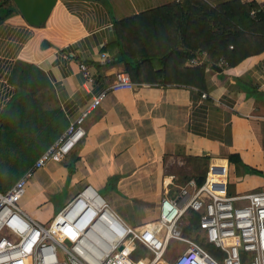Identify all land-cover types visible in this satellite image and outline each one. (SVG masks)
<instances>
[{
  "label": "crops",
  "instance_id": "obj_1",
  "mask_svg": "<svg viewBox=\"0 0 264 264\" xmlns=\"http://www.w3.org/2000/svg\"><path fill=\"white\" fill-rule=\"evenodd\" d=\"M173 1L180 0H55L37 26L28 25L16 10L0 22V126L16 93L8 81L13 62L33 65L48 84L28 101L35 113L27 116L30 130L24 126L23 133L37 147L40 140L51 144L109 85L114 72L125 71L116 61L114 22L133 19L149 58L145 79L131 89L107 92L83 118V137L69 153L51 168L36 169L41 181L30 183L36 185L31 195L38 203L50 202L67 179L75 193L86 184L97 193L106 188L110 209L108 201L136 210L140 218L132 227L142 226L156 217L161 196H172L180 184L193 180V167L183 175L165 172L167 162L185 157L195 163L198 157L225 162L235 179L231 194L264 186V50L232 65L203 59L202 73L189 74V83L181 81L179 69L168 82L158 81L149 11ZM203 1L215 6L230 0ZM241 1L253 2L264 13V0ZM101 53L111 61L101 63ZM79 63L90 79L81 76ZM73 194L66 190L62 201Z\"/></svg>",
  "mask_w": 264,
  "mask_h": 264
},
{
  "label": "built area",
  "instance_id": "obj_2",
  "mask_svg": "<svg viewBox=\"0 0 264 264\" xmlns=\"http://www.w3.org/2000/svg\"><path fill=\"white\" fill-rule=\"evenodd\" d=\"M203 59L204 53L199 52L186 62L199 65ZM99 60L107 63L111 57L101 53ZM219 62L225 65L222 59ZM78 69L90 79L86 65L79 63ZM133 86L125 71L114 72L109 85L91 97L88 107L0 191V264H138L139 258L128 256L135 247L145 252L143 264H264V189L229 193L227 166L221 161L206 163L200 184L190 179L172 196H161L156 217L138 227L124 223L87 184L44 223L20 208L18 201L32 171L60 162L83 137L81 125L88 110L99 105L107 92ZM189 212L197 215L192 238L180 230ZM198 241L210 245L217 256ZM172 244L181 249L166 257Z\"/></svg>",
  "mask_w": 264,
  "mask_h": 264
},
{
  "label": "trees",
  "instance_id": "obj_3",
  "mask_svg": "<svg viewBox=\"0 0 264 264\" xmlns=\"http://www.w3.org/2000/svg\"><path fill=\"white\" fill-rule=\"evenodd\" d=\"M250 11L252 14H249ZM13 12L15 9L10 0L0 1V22ZM149 14L156 59L160 65L154 72L158 74V81L163 83L172 79L178 69L185 77L181 81L189 83L186 77L189 74L200 75L204 62L216 63L222 58L227 65H232L264 50V13L251 1L230 0L211 6L203 0H180L155 7ZM113 28L116 61L122 64L132 82H141L145 79L142 77L145 68L150 65L133 19L114 22ZM199 52L204 53V62L193 68H184V62ZM8 81L15 87L16 93L4 111L5 118L0 126V191L10 186L50 145L40 140L37 147L23 133L27 130L25 127L30 130L27 116L35 113L28 101L48 86L44 74L31 64L14 61ZM22 145L25 149H19ZM206 159H195L197 162L193 171L196 175L193 178L196 185L203 180ZM226 160L231 162V157H226ZM185 180L181 179V183ZM188 215L189 226L181 229L183 235L192 233L196 225L197 215L192 212ZM198 243L217 256L210 245L201 241Z\"/></svg>",
  "mask_w": 264,
  "mask_h": 264
},
{
  "label": "rangeland",
  "instance_id": "obj_4",
  "mask_svg": "<svg viewBox=\"0 0 264 264\" xmlns=\"http://www.w3.org/2000/svg\"><path fill=\"white\" fill-rule=\"evenodd\" d=\"M186 158V157H185ZM180 163L177 162H167L166 167H165V172L167 173H171L173 175L176 176V174H182L183 173H190L191 171V167H193L196 163L195 162H191L190 159H185ZM53 165L52 162L47 163L44 168H51ZM36 170H33L31 175L29 176V178L26 180V183L24 185V193L22 195V197L20 198V200L18 201V205L20 206V208L27 212L30 216H32L37 222L39 223H44L48 220V218L50 217V215L57 211V209L60 207V205L62 204V200L65 196L66 190L70 191L71 193H75V188H71V187H67V179L64 183V187L61 189L60 192H58L56 195H51V201L42 205L41 203H38V199H36L34 196H32L31 194L33 192L36 191V185H34V183H30L31 181H33V179L37 178V181L40 182L41 179L39 178L37 172H35ZM194 180V178H193ZM10 182V181H9ZM226 183H227V188L229 191V185L231 183H233L231 190H233V186L235 183V179L232 177H230V170L228 168L227 170V176H226ZM33 184V185H31ZM182 184H180L181 186ZM264 186L261 187H251L248 190H244V191H240V192H234V193H243V192H249V191H256V190H260L263 189ZM100 192V193H99ZM99 195H101L102 193H104V197H106L105 194H107V189H103L102 191H99ZM106 200V198L104 199ZM115 201H108L109 205L113 204V210L115 211V213L119 216V218L124 221L126 224L132 226V223L135 222V220L139 219L140 217L138 216V214H136V210H128L127 208H124L123 206H119V204ZM189 226V222H188V215L185 216L184 219H182V222L180 224V230L184 227H188ZM185 236H189V237H193L194 236V231L188 235ZM171 249H169V252H167L166 257H170V254L173 252H177L181 249V247L179 245L176 244H172L171 245ZM130 258L132 259H137L139 258L140 260L138 261V264H143L144 263V256H145V252L143 249L139 248V247H135L134 250L128 255Z\"/></svg>",
  "mask_w": 264,
  "mask_h": 264
},
{
  "label": "water",
  "instance_id": "obj_5",
  "mask_svg": "<svg viewBox=\"0 0 264 264\" xmlns=\"http://www.w3.org/2000/svg\"><path fill=\"white\" fill-rule=\"evenodd\" d=\"M21 18L31 26L43 22L55 0H10ZM2 119V117H1Z\"/></svg>",
  "mask_w": 264,
  "mask_h": 264
}]
</instances>
